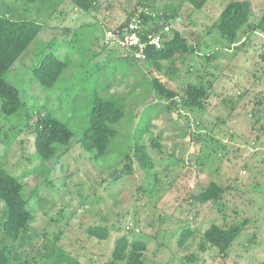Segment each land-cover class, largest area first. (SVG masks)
Listing matches in <instances>:
<instances>
[{
  "label": "rangeland",
  "instance_id": "rangeland-1",
  "mask_svg": "<svg viewBox=\"0 0 264 264\" xmlns=\"http://www.w3.org/2000/svg\"><path fill=\"white\" fill-rule=\"evenodd\" d=\"M48 1L32 8L0 0V15L42 25L6 76L22 106L10 117L0 112V166L20 179L33 217L18 240L0 233V244L14 249L13 264H52L57 256L61 264H109L122 237L129 244H145L140 264H260L264 34L251 27L264 15V0H233L248 2L251 15L232 44L217 29L220 13L232 0H196L199 8L181 0H94L88 11L72 0ZM144 12L151 17L174 13L165 23L150 20L151 27L161 33L166 27L165 40L179 32L194 52L162 62L160 70L126 58L115 44L116 32ZM49 53L69 66L64 79L45 90L32 70ZM152 76L176 93L171 110L154 93ZM191 86L206 90L201 107L183 103ZM95 90L103 100L120 98L124 111L113 145L101 158L81 143ZM37 113L68 123L74 133L60 156L46 163L35 154ZM142 115L147 132L137 136ZM133 141L145 148L152 163L148 170L139 166ZM211 182L220 194L200 203L198 195ZM211 225L236 226L241 233L222 253L204 238ZM94 226L107 229L105 240L88 235ZM185 229L192 235L179 246Z\"/></svg>",
  "mask_w": 264,
  "mask_h": 264
},
{
  "label": "trees",
  "instance_id": "trees-1",
  "mask_svg": "<svg viewBox=\"0 0 264 264\" xmlns=\"http://www.w3.org/2000/svg\"><path fill=\"white\" fill-rule=\"evenodd\" d=\"M29 4L32 8L36 4H45L48 0H19ZM190 2L196 8L200 4L196 0H181ZM74 6L80 10L88 11L94 0H72ZM49 4V1L47 2ZM46 5V4H45ZM251 15L250 4L245 1H230L219 15L217 29L221 37L228 43L235 42L240 30L247 25ZM144 35L149 33L146 24L156 19L158 22L165 21L174 17V13H167L163 16L141 14ZM5 14L0 15V112L7 117L13 116L21 108L22 103L19 98L18 90L6 80L8 72L12 69L15 62L22 56L29 45L35 40L42 29V25L34 20L13 19ZM128 21V20H127ZM162 23V24H164ZM125 24V23H124ZM123 24V25H124ZM165 25V24H164ZM163 25V26H164ZM122 26V25H121ZM254 31L264 34V15L255 26L251 27ZM194 52L193 47L187 39L179 32H174L172 38L166 39L161 49H154L148 46L145 51V61L149 68L161 69V63L170 61L175 56L184 57ZM126 58L133 57L129 54ZM138 60V59H137ZM69 64L66 60L59 59L55 54H46L39 65L32 70V74L38 80L39 85L45 89H53L64 79L63 75ZM171 68L174 64L171 62ZM148 68V67H147ZM148 68L150 72L151 69ZM151 85L154 93L159 99L165 100L164 107L171 110L176 93L169 90L155 76H152ZM206 90L203 87L191 86L184 93L183 103L190 107H201L200 99L206 97ZM124 116L122 101L120 98H109L103 100L95 91L92 92L88 114L86 117V128L83 130L81 143L87 152L94 153L96 158L103 157L112 147V139L118 134L116 127ZM35 154L42 162H48L59 155V151L67 147L74 137V133L68 123L53 117L49 113L43 115L36 114L35 125ZM137 136L147 132V117L142 115L136 126ZM134 142V141H133ZM155 141H152L154 143ZM134 155L143 170L152 167L148 156L145 154L143 145L134 142ZM128 153L126 154L127 165L125 170L131 171V161ZM23 186L20 179L11 175L7 170L0 166V202L4 205V215L0 218V233L4 237L13 241L18 240L25 234L32 214L26 207V201L22 195ZM220 188L213 182L197 197L200 203L215 200L220 194ZM239 227L228 229L219 228L211 225L205 232L204 238L211 246L224 253L233 241L240 235ZM107 229L102 226H94L88 229V235L98 240L107 238ZM192 235L189 229H185L178 240V245L182 246L185 240ZM145 244L141 241L129 244L122 237L115 243L112 260L109 264H118L125 261V264H140L142 251ZM58 255H61L58 253ZM15 256L14 249L0 244V264H13L12 258ZM64 256V255H63ZM62 259L57 256L51 260L52 264H61ZM264 264V260L260 263Z\"/></svg>",
  "mask_w": 264,
  "mask_h": 264
},
{
  "label": "built area",
  "instance_id": "built-area-1",
  "mask_svg": "<svg viewBox=\"0 0 264 264\" xmlns=\"http://www.w3.org/2000/svg\"><path fill=\"white\" fill-rule=\"evenodd\" d=\"M143 14L149 15L147 12ZM146 26L151 29V31L144 35V27L140 14L130 17L116 32L115 44L135 59H145V51L148 46L157 50L162 48L165 41L162 34L167 30L166 27L163 28V30L161 29V33L160 30L151 27V22H148Z\"/></svg>",
  "mask_w": 264,
  "mask_h": 264
}]
</instances>
